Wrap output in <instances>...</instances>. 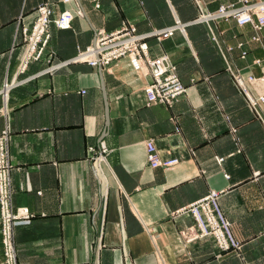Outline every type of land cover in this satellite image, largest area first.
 Segmentation results:
<instances>
[{
  "label": "crops",
  "instance_id": "0c3cea01",
  "mask_svg": "<svg viewBox=\"0 0 264 264\" xmlns=\"http://www.w3.org/2000/svg\"><path fill=\"white\" fill-rule=\"evenodd\" d=\"M236 1L0 0V131H11L12 205L33 215L13 229L18 264H264V102L259 116L232 75L264 95V28L194 21ZM43 3L53 18L67 9L83 16L69 29L51 23L45 54L22 67V28ZM176 19L184 32L148 40L151 57L168 55L187 86L171 107L147 103L150 77L127 57L102 69L71 62L97 30L126 22L150 33ZM6 82H15L7 92ZM149 139L180 163L152 168ZM90 146L107 149L105 160ZM211 189L226 190L220 205L240 252H222L213 236L181 235L195 220L174 212Z\"/></svg>",
  "mask_w": 264,
  "mask_h": 264
},
{
  "label": "built area",
  "instance_id": "2783aa9c",
  "mask_svg": "<svg viewBox=\"0 0 264 264\" xmlns=\"http://www.w3.org/2000/svg\"><path fill=\"white\" fill-rule=\"evenodd\" d=\"M68 1V0H65ZM199 3V1H198ZM37 18L31 27L23 26V39L26 43L25 55L22 67H26L29 61L40 59L46 52L51 34V23L62 29L72 27L76 16H83L81 9L75 12L62 11L53 18V7L49 3H43L37 8ZM233 18L239 25L250 24L259 33L264 28V0H238L230 4H222L214 11H203L194 20L195 22H209L211 20ZM185 31V23L176 19L174 25L163 29L154 30L150 33H139L137 27L131 23H123L122 26L107 33L103 29L97 30L94 42L84 50H80L71 62H86L94 67H110L121 58L127 57L136 71H141L150 77V81L143 87L147 103L162 104L171 107L181 96L187 92V86L181 81L177 67L168 55L151 57L149 38L155 37L162 41L174 35L176 31ZM254 39H260L256 34ZM67 62L59 63L50 68L54 71ZM236 85L242 90L248 102L259 116V102H264V95L258 98L251 95L239 73H232ZM254 76H249L247 81H257ZM15 82H6V92ZM10 128L7 126L0 131V233L3 248V257L0 264H18L17 251L14 241V227L29 224L32 221V213L27 207L14 208L12 205V170L14 168L10 155ZM147 159L152 168H172L180 163V158L161 157L154 141H146ZM92 158L104 161L107 149L101 153L94 146L89 147ZM99 154H98V153ZM219 162L223 158H218ZM226 190L211 189L207 195L193 201L174 212V215L190 213L195 223L184 228L181 235L186 243L197 239L213 236L218 247L223 251L240 252L243 243L239 241L232 230V224L226 217L221 205L220 198ZM222 253L217 256L222 257Z\"/></svg>",
  "mask_w": 264,
  "mask_h": 264
},
{
  "label": "rangeland",
  "instance_id": "374dc122",
  "mask_svg": "<svg viewBox=\"0 0 264 264\" xmlns=\"http://www.w3.org/2000/svg\"><path fill=\"white\" fill-rule=\"evenodd\" d=\"M237 1H238V0H237ZM237 1H236V2H237Z\"/></svg>",
  "mask_w": 264,
  "mask_h": 264
}]
</instances>
